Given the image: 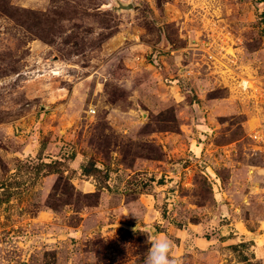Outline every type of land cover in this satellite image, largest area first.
Segmentation results:
<instances>
[{"label": "rangeland", "instance_id": "374dc122", "mask_svg": "<svg viewBox=\"0 0 264 264\" xmlns=\"http://www.w3.org/2000/svg\"><path fill=\"white\" fill-rule=\"evenodd\" d=\"M119 1L0 0V264H264V0Z\"/></svg>", "mask_w": 264, "mask_h": 264}, {"label": "clouds", "instance_id": "9594fccd", "mask_svg": "<svg viewBox=\"0 0 264 264\" xmlns=\"http://www.w3.org/2000/svg\"><path fill=\"white\" fill-rule=\"evenodd\" d=\"M132 214L139 217L136 211H133ZM171 246V241L167 237L151 240V247L145 258V264H171L169 257Z\"/></svg>", "mask_w": 264, "mask_h": 264}, {"label": "trees", "instance_id": "16d2710c", "mask_svg": "<svg viewBox=\"0 0 264 264\" xmlns=\"http://www.w3.org/2000/svg\"><path fill=\"white\" fill-rule=\"evenodd\" d=\"M59 163H61V162L60 161H54L53 164L52 163H47V162H38V163L34 164L32 166V168L35 171V176H36L35 179H38L43 174H47L49 172L51 173L53 171H59V170H56L57 168H54L52 170L51 169H48L49 167H52L53 165L56 166ZM4 183L3 182H0V184H4Z\"/></svg>", "mask_w": 264, "mask_h": 264}, {"label": "crops", "instance_id": "0c3cea01", "mask_svg": "<svg viewBox=\"0 0 264 264\" xmlns=\"http://www.w3.org/2000/svg\"><path fill=\"white\" fill-rule=\"evenodd\" d=\"M264 241V231L260 233L258 239L256 240V243H259V245H257V248H256V253L263 257L264 256V244H261L263 243Z\"/></svg>", "mask_w": 264, "mask_h": 264}, {"label": "water", "instance_id": "95a60500", "mask_svg": "<svg viewBox=\"0 0 264 264\" xmlns=\"http://www.w3.org/2000/svg\"><path fill=\"white\" fill-rule=\"evenodd\" d=\"M117 9H129V8H133V4L132 3H123L121 1L118 0V6L116 7Z\"/></svg>", "mask_w": 264, "mask_h": 264}, {"label": "built area", "instance_id": "2783aa9c", "mask_svg": "<svg viewBox=\"0 0 264 264\" xmlns=\"http://www.w3.org/2000/svg\"><path fill=\"white\" fill-rule=\"evenodd\" d=\"M249 81H251V80H249V79H243V82H244V83H249ZM247 87L251 88V86H250V85H249V86H247Z\"/></svg>", "mask_w": 264, "mask_h": 264}]
</instances>
